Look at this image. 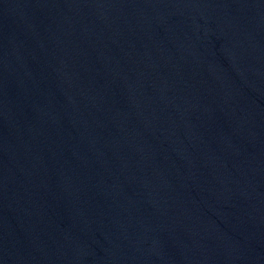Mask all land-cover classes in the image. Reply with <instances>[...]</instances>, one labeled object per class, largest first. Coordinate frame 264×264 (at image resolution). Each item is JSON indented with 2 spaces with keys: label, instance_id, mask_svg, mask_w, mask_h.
Instances as JSON below:
<instances>
[{
  "label": "water",
  "instance_id": "water-1",
  "mask_svg": "<svg viewBox=\"0 0 264 264\" xmlns=\"http://www.w3.org/2000/svg\"><path fill=\"white\" fill-rule=\"evenodd\" d=\"M0 264H264V0H0Z\"/></svg>",
  "mask_w": 264,
  "mask_h": 264
}]
</instances>
